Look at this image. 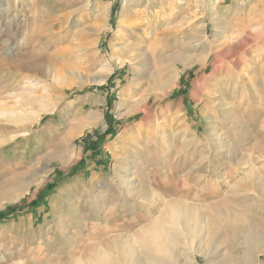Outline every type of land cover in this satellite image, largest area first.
<instances>
[{"label":"rangeland","instance_id":"rangeland-1","mask_svg":"<svg viewBox=\"0 0 264 264\" xmlns=\"http://www.w3.org/2000/svg\"><path fill=\"white\" fill-rule=\"evenodd\" d=\"M202 26L209 41L192 45ZM239 43L233 72L220 55L199 65ZM0 64V110L19 114L0 115V264H92L167 204L223 225L168 236L179 258L264 264V0H0ZM173 73L148 124L123 116ZM45 87L44 110L13 96Z\"/></svg>","mask_w":264,"mask_h":264},{"label":"bare ground","instance_id":"bare-ground-1","mask_svg":"<svg viewBox=\"0 0 264 264\" xmlns=\"http://www.w3.org/2000/svg\"><path fill=\"white\" fill-rule=\"evenodd\" d=\"M220 16L221 15H218V16L215 15L212 18L213 27L216 26L215 30L218 29L217 31H214L213 32V34H212L213 37L218 34L219 29L221 30L222 29V26L224 25L223 24L224 22L222 20H219L220 19ZM218 22H221L220 24H223V25L221 26ZM206 30L207 29H206L205 26H202L201 28H199L197 30L198 31L197 33L198 34L195 35L197 37V40L191 39L192 40V45H195V43H197V42H199L201 40L202 41H207V40L209 41V38L206 37ZM222 30H224V29H222ZM225 38H226L227 41H229L228 40V36L225 37ZM21 40H23V37L22 36H21ZM227 41L225 43H227ZM187 45H188V43H187ZM181 47H183V46H181ZM237 47H242V44H240V43L238 45L236 44L235 47H234V50H231V51H228V50L227 51H224L226 49L223 50V48H222V50L219 49V50L210 51L208 53V56H204L202 58L203 60L199 63V65L200 66H206V65L209 64V66H211L212 68H214V69L217 68L218 69L219 66H220V68H224L225 67L224 64L225 63H228L231 66V67H229L231 70H232V67L234 69H237L239 67L238 66L239 63L237 62L238 60H236L234 58V56L236 54V51H237ZM183 51L184 50H182V51L180 50L178 52L179 54L178 53L176 54V55H178V60L176 62L174 61L176 63L174 65V68L175 69L177 68V64L178 63L179 64L181 63L182 65H184L186 67V65H187V59H189L191 57V56H189L187 54L186 55L183 54ZM9 54L6 53L5 56L7 57ZM206 54H207V52H206ZM214 54H215V56H214L213 61L212 62H209L208 61L209 56L214 55ZM217 55L222 56L221 57V60L223 62L222 65L217 66V61L219 60V58L217 57ZM138 56L140 57V56H142V54H138ZM175 57L177 58V56H175ZM166 59H168V58L165 56L163 58V61H166ZM28 64H30V62ZM222 66H224V67H222ZM20 67L22 68V66H20ZM23 69H25V68H23ZM223 70L225 71L226 69H223ZM214 71L216 73V70H214ZM226 71H225V73H227ZM233 71L234 70H232L231 72H233ZM219 72H220V70H219ZM238 72H237V74H238ZM173 74H175V73H173ZM51 75L53 76V79L57 82V84L64 85V82H63L64 75L62 74V72L60 73L59 71L55 70V68H53L52 71H51ZM165 79H167V78H165ZM177 81H178V75L176 73L175 74V78H173V82L169 86H167V87L164 88L163 95L157 96V94L156 95L153 94V96H152V95H150L148 93L147 95L143 96L142 98H140L138 100L137 107H135L134 105L133 106L135 108L133 106H130L127 109V111L123 114V116H127V115L128 116H131L132 114L141 113L139 119L141 121H143V123L148 124L151 121V109H152L151 106L153 105V103L157 99L159 100V99H163L164 97H168L170 95V92L172 90H174L178 86ZM33 85L36 86V84H33ZM43 91H44L43 92L44 94H40V95L39 94H34L33 92L27 91V93H21L20 95H15L14 94L13 96L19 97V98H21V100H23V101H25L27 103H31L33 105H36L41 110H44V108H45V106H44L45 101H47V102L49 101V103H50L51 102V99L49 97V94L47 92V88L46 87L44 88ZM150 98L152 100L151 103H150ZM120 105L122 106V104H120ZM167 107H168V104L165 105V108H167ZM9 110L10 111L0 110V115L2 114L3 116H6V117L8 115V116L11 117L14 114H18L14 110H11V109H9ZM19 112H22V111H19ZM10 117L8 118L9 120L11 119ZM38 117H39V114L35 115V118H38ZM14 119H16V118H14ZM20 119H23V121H24V118L23 117L20 118ZM16 120H15V122H16ZM11 121L12 120H10V122ZM159 121H160V119H159ZM159 121L157 120L155 122V124L157 126V129H158L156 135L161 136L162 137L161 140H163L164 142H166L164 140V137L166 135V131L165 132L163 131L164 128L162 129L161 124H160ZM153 128L154 127H152V129ZM150 139H153V138H150ZM119 180L124 183L123 184L124 187H125V185L131 184V183H128L122 176H119ZM132 188H134L136 190L138 187L132 186ZM196 212L194 210L190 209V207L188 208L187 206H182V205L180 206V204L179 205L178 204H167V207L164 208V211H163V214H162L163 216L161 218L159 217L160 219L158 218L159 219L158 221L155 219L156 222H153L152 221L153 223L151 222V225L148 226L146 229H142L141 235L139 237L136 236V238L134 237V239H132L131 242L114 241V242L110 243V245L112 244L111 245L112 248H111V250H108V251L106 249H104L103 246H99L98 245L99 247L97 248L96 259H95V261H93L91 263L92 264H138V261L141 260L140 258H141V255L143 254V255H147L149 257L148 258L149 260H152V259L153 260H159V261H164V263L167 262V263H171V264H181L182 261H180V258H184L183 259L184 263L199 264L198 261L196 260L195 253L193 251H190L189 254L187 253L186 255H184V256H182V257L179 258L178 255H177V253H175L174 250H173V248H172V243L170 244V241L167 240L168 239V236L180 237V236L192 235V234L198 233L199 231H202L204 228L206 229L207 234H209V235H211L213 237H216V236H218L220 234V231L223 228L222 221H221L220 218L219 219L218 218H209V217H205V216L204 217L203 216L201 217ZM168 226H175V227L177 226V227L175 229L173 228L174 230L172 232H169V231L167 232L166 231V228ZM207 251H208V249L206 250V252ZM206 254L207 253H205V258H208L207 257L208 254L207 255Z\"/></svg>","mask_w":264,"mask_h":264},{"label":"trees","instance_id":"trees-1","mask_svg":"<svg viewBox=\"0 0 264 264\" xmlns=\"http://www.w3.org/2000/svg\"><path fill=\"white\" fill-rule=\"evenodd\" d=\"M111 78V77H110ZM110 78H109V80H110Z\"/></svg>","mask_w":264,"mask_h":264}]
</instances>
